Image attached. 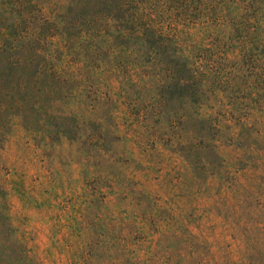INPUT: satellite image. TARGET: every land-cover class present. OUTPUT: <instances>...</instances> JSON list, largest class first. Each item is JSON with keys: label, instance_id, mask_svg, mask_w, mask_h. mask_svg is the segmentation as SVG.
<instances>
[{"label": "rangeland", "instance_id": "1", "mask_svg": "<svg viewBox=\"0 0 264 264\" xmlns=\"http://www.w3.org/2000/svg\"><path fill=\"white\" fill-rule=\"evenodd\" d=\"M98 68L119 94L1 84L0 264H264V129Z\"/></svg>", "mask_w": 264, "mask_h": 264}, {"label": "trees", "instance_id": "2", "mask_svg": "<svg viewBox=\"0 0 264 264\" xmlns=\"http://www.w3.org/2000/svg\"><path fill=\"white\" fill-rule=\"evenodd\" d=\"M98 64L115 85L204 105L216 126L264 129V0H0V87L32 96L31 77L37 92L118 93L87 81Z\"/></svg>", "mask_w": 264, "mask_h": 264}]
</instances>
